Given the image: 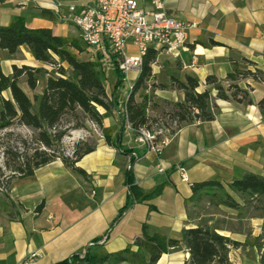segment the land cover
Listing matches in <instances>:
<instances>
[{
	"label": "crops",
	"instance_id": "obj_1",
	"mask_svg": "<svg viewBox=\"0 0 264 264\" xmlns=\"http://www.w3.org/2000/svg\"><path fill=\"white\" fill-rule=\"evenodd\" d=\"M139 1L140 7H146V0ZM62 4L92 6L94 0H64ZM165 5L168 15L195 27L186 33L177 55L159 52L158 56L175 64L177 80L196 78L197 93L210 89L216 106L214 119L184 125L174 132L159 129L170 142L155 154L133 139L134 132L123 122L119 106L115 120H103V128L114 131L113 142L119 148L101 138L94 150L74 165L85 177L74 174L61 161H53L30 177L12 180L8 192L0 194V264H23L30 253L37 254L31 264H55L87 249L116 253L133 247L142 238L144 226L150 236L159 234L178 241L183 230L211 228L236 243L228 246L230 264H260L264 196L239 195L229 185L249 173L264 177V115L258 108L264 100V0H165ZM42 9L52 12L55 20L41 17ZM60 12L55 0H0V27L22 17L28 29L45 28L56 36L79 39L76 28L58 20ZM127 49L134 52L131 45ZM19 51L31 63L39 64L26 47ZM87 51L93 56L84 61L98 59L92 49ZM15 62L0 51L4 75L11 74ZM232 63L251 74L234 82L248 92L250 104L217 99L216 91L206 84L207 77H214L227 89L233 84L226 81ZM105 70L111 81L110 97L115 75L112 67ZM136 77L130 73L125 82L131 84ZM155 100L156 106L147 113L150 119L181 102L183 92L161 91ZM180 168L189 184L181 181ZM205 181L220 183L236 208L209 200L200 212L199 199L186 204L192 197L191 185ZM159 185H164L160 195L141 200ZM127 196L131 205L124 209ZM144 257L148 259L146 253ZM188 261L189 252L180 245L162 254L155 264Z\"/></svg>",
	"mask_w": 264,
	"mask_h": 264
},
{
	"label": "trees",
	"instance_id": "obj_2",
	"mask_svg": "<svg viewBox=\"0 0 264 264\" xmlns=\"http://www.w3.org/2000/svg\"><path fill=\"white\" fill-rule=\"evenodd\" d=\"M39 15L51 21L55 15L48 10H40ZM78 38H65L54 35L50 29H28L24 25L22 17H16L7 26L0 27V51L5 52L7 59L19 52L21 47H26L32 59L38 63L57 65L59 69L55 74L49 75L45 87L40 96H28L18 85L20 77L25 76L26 85L30 91L36 87L35 76L39 73L37 68L22 66L11 67V74L4 75L0 65V131L18 123L27 127L35 134L38 148L22 164L12 168V177L8 178L5 186L12 180L30 177L35 170L60 159L74 174L85 177V172L74 165L85 155L91 153L93 148H87L82 154L73 153L72 158L56 152L61 145L65 130L58 129L61 119L77 110L84 114L90 121L101 129V134L107 145L118 149L113 142V130L102 127L103 116L118 111L122 107L123 122L128 124L137 136L140 130L156 131L164 126L160 122L147 116V101L145 98L137 102L136 93L145 89V84L152 75V65L155 63L158 51L149 49L142 58L140 72L132 82L131 91L126 100L119 102L125 80L120 73L117 63L112 60V71L115 75L110 97L104 89V76L98 60L84 61L78 58V54L84 51ZM210 45L217 43L210 41ZM114 63V64H113ZM67 66L65 70L62 65ZM251 75L243 71L238 64L232 63L231 72L226 76V81L231 82L227 89L214 77H207L206 84L216 91V98L224 101L250 104L248 92L240 89L234 82L239 78ZM253 75V74H252ZM255 76V74L253 75ZM176 89L183 92V100L173 104L174 113L172 122L179 129L184 125L194 122H210L216 115V106L212 103L210 89L203 93H197L198 81L193 77H186L184 82L174 80ZM9 93V98L3 96ZM230 92V94H227ZM258 108L264 115V100L258 103ZM98 109L104 111L102 115ZM165 128V127H164ZM173 132V131H171ZM124 153V151H123ZM128 182L132 183L130 173L127 172ZM164 185H159L151 193L144 195L141 200L148 201L160 195ZM232 192L245 196H264V177L254 174H246L241 180L229 185ZM192 197L186 204L196 199L209 197L211 202L221 204L229 208H235L236 202L230 197L224 187L215 181H205L191 185ZM131 205V200L126 198L124 209ZM183 245L189 252V261L186 264H230L228 262V246H236V243L218 235L213 229L197 227L182 231L181 240L167 239L166 237L146 233L143 227V236L137 239L133 247H127L122 251L107 254L104 252L85 251L82 259L79 254L55 264H155L159 257L171 249ZM148 255L145 259L144 254ZM260 264H264V252H262Z\"/></svg>",
	"mask_w": 264,
	"mask_h": 264
},
{
	"label": "built area",
	"instance_id": "obj_3",
	"mask_svg": "<svg viewBox=\"0 0 264 264\" xmlns=\"http://www.w3.org/2000/svg\"><path fill=\"white\" fill-rule=\"evenodd\" d=\"M63 2L55 0L61 11L58 20L76 28L81 43L99 53L105 67H111L114 60L124 80L130 73L140 72L142 58L151 48L168 56L177 55L186 33L195 27L168 15L165 0H146V7H140L138 0H94L92 6L65 7ZM128 45L134 52L127 49ZM136 140L155 154H160L170 142L162 130L140 131ZM179 173L181 181L189 184L185 170L180 168ZM84 255L85 251L79 258ZM36 258L37 254L30 253L23 264H31Z\"/></svg>",
	"mask_w": 264,
	"mask_h": 264
},
{
	"label": "rangeland",
	"instance_id": "obj_4",
	"mask_svg": "<svg viewBox=\"0 0 264 264\" xmlns=\"http://www.w3.org/2000/svg\"><path fill=\"white\" fill-rule=\"evenodd\" d=\"M140 4V1L138 0ZM141 6V5H140ZM62 23V22H61ZM64 24V23H63ZM68 25V24H66ZM81 44V43H80ZM84 51L78 54V58L80 60L91 59L93 54L90 51H87L86 46L81 44ZM95 55H98V61L101 65V72L104 76L105 82L103 84L106 95L109 96V91L111 89V81L109 80V72L105 70V64L103 62V57L94 52ZM13 59H16L15 62L18 68L22 67L20 64H32L33 68H37L39 73L35 76L36 78V87L33 91H30L26 85V78L22 76L18 79V85L27 93L28 96H40L43 91L46 80L49 75L55 74L59 67L57 65L50 64H35L31 63V61L25 57L22 52H18L14 56ZM107 63V62H106ZM111 63V62H110ZM110 63H107L109 65ZM112 64V63H111ZM114 64V63H113ZM62 67L67 70V66L64 64ZM175 64L171 61H166L162 56H156L155 63L152 65V75L150 80L145 84V89L139 90L135 95V100L139 102L143 98L147 101V111L153 110V108L157 104V100L155 98L158 97V94L161 91H169V90H177L176 84L174 80H177L175 77ZM124 78V76H123ZM133 81V80H132ZM132 83L128 84L125 82L123 84V89L125 92L122 93L121 100L124 101L128 97L131 91ZM3 96L5 98H9V93L4 92ZM122 109V107H121ZM103 113L102 109H98ZM174 113V107L170 106L165 109L162 114L159 116L153 117V120L160 122L162 126H164L168 131H175L176 125L172 122V116ZM117 112L114 110L112 113L103 116L104 119H116ZM102 120V127H103ZM58 129L65 130L66 135L63 137L61 141V145L55 153L56 156L62 154L63 156H67L72 158L73 153L77 152L78 154H82L86 151L87 148H95L97 142L103 138L101 134V129L94 122L90 121L84 114L80 111H76L74 114H69L64 116L58 127ZM143 131L144 130H140ZM139 131V133H140ZM138 133V134H139ZM136 137L134 133L133 139ZM135 140V139H134ZM38 148V145L35 141V134L33 131L24 127L18 123H14L12 126L8 127L5 130L0 131V194H6L9 189V185L5 186L8 178L12 177V168L17 164H22L25 161V157L29 158L35 149ZM55 161H61L60 159H56ZM235 193V192H234ZM238 194V193H237ZM209 201V197H203L198 200V208L197 211L200 212L205 211L203 206L205 203ZM236 208V207H235ZM199 214V212H197Z\"/></svg>",
	"mask_w": 264,
	"mask_h": 264
}]
</instances>
